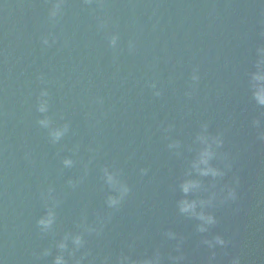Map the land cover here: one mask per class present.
<instances>
[{
  "label": "water",
  "instance_id": "obj_1",
  "mask_svg": "<svg viewBox=\"0 0 264 264\" xmlns=\"http://www.w3.org/2000/svg\"><path fill=\"white\" fill-rule=\"evenodd\" d=\"M0 264H264V0H0Z\"/></svg>",
  "mask_w": 264,
  "mask_h": 264
}]
</instances>
